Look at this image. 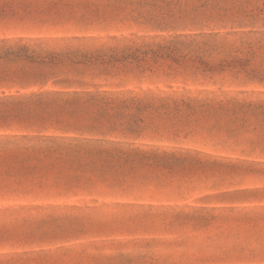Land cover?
<instances>
[{
  "label": "rangeland",
  "instance_id": "1",
  "mask_svg": "<svg viewBox=\"0 0 264 264\" xmlns=\"http://www.w3.org/2000/svg\"><path fill=\"white\" fill-rule=\"evenodd\" d=\"M264 0H0V264H264Z\"/></svg>",
  "mask_w": 264,
  "mask_h": 264
},
{
  "label": "snow or ice",
  "instance_id": "2",
  "mask_svg": "<svg viewBox=\"0 0 264 264\" xmlns=\"http://www.w3.org/2000/svg\"><path fill=\"white\" fill-rule=\"evenodd\" d=\"M262 83H264V81H262Z\"/></svg>",
  "mask_w": 264,
  "mask_h": 264
}]
</instances>
